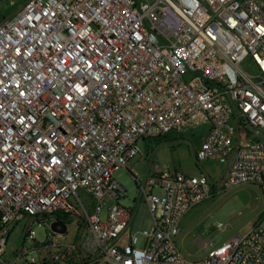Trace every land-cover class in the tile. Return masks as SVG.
I'll use <instances>...</instances> for the list:
<instances>
[{
	"label": "built area",
	"instance_id": "1",
	"mask_svg": "<svg viewBox=\"0 0 264 264\" xmlns=\"http://www.w3.org/2000/svg\"><path fill=\"white\" fill-rule=\"evenodd\" d=\"M16 1L0 14V264H264L260 224L200 260L175 242L215 184L264 192V0ZM202 127L195 161H220L221 177L137 179L152 224L122 241L132 213L114 171L139 141ZM23 218L32 241L49 220L50 252L4 261ZM70 219L73 238L51 229Z\"/></svg>",
	"mask_w": 264,
	"mask_h": 264
},
{
	"label": "rangeland",
	"instance_id": "2",
	"mask_svg": "<svg viewBox=\"0 0 264 264\" xmlns=\"http://www.w3.org/2000/svg\"><path fill=\"white\" fill-rule=\"evenodd\" d=\"M16 0H3L0 14L13 8ZM264 132V130H263ZM205 133V127L185 130L180 134L169 133L160 137H149L138 143L139 154L130 160L128 170L119 168L114 171V179L125 188V195L119 198V203L132 213V220L125 230L122 241L129 234L141 237L143 230H149L152 224L151 213L146 202L139 197L136 186L137 179L155 175L158 171H180L187 175L198 174L204 170L214 181H217L223 172L224 164L209 159L199 165L195 161L194 150L198 148ZM157 191V189H156ZM86 201L87 195L80 192ZM82 220H85L82 218ZM47 223L38 226L34 224V241L24 237L27 219L23 218L8 226L7 241L1 258L4 261L13 260L17 254L27 250L26 257L38 258L50 252V247L38 244L45 240ZM225 225L219 230L216 224ZM66 225H52L51 229L68 231L69 238L77 232V220L70 219ZM264 227V192L257 186L250 184L237 185L232 188H223L215 184L211 189L210 197L193 206L180 221V232L175 242L181 253L189 260L204 258L209 250L215 249L231 235L245 232L254 225ZM88 233L84 226L83 234ZM209 245V249L206 245ZM18 264H27L22 261ZM29 264V263H28Z\"/></svg>",
	"mask_w": 264,
	"mask_h": 264
},
{
	"label": "trees",
	"instance_id": "3",
	"mask_svg": "<svg viewBox=\"0 0 264 264\" xmlns=\"http://www.w3.org/2000/svg\"><path fill=\"white\" fill-rule=\"evenodd\" d=\"M17 5L18 4H15L11 10H8L6 13L1 14V16H4L6 14H9L12 10H14L17 7ZM160 136H165V135H160ZM160 136H158V137H160ZM67 218H69V217H67ZM24 237H26V233L25 232H24Z\"/></svg>",
	"mask_w": 264,
	"mask_h": 264
},
{
	"label": "water",
	"instance_id": "4",
	"mask_svg": "<svg viewBox=\"0 0 264 264\" xmlns=\"http://www.w3.org/2000/svg\"><path fill=\"white\" fill-rule=\"evenodd\" d=\"M254 132H255L256 134H259V132H258V131H255V130H254ZM23 233H24V232H23Z\"/></svg>",
	"mask_w": 264,
	"mask_h": 264
}]
</instances>
